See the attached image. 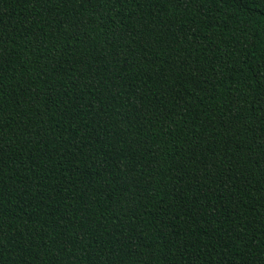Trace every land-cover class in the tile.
<instances>
[{
  "label": "trees",
  "instance_id": "trees-1",
  "mask_svg": "<svg viewBox=\"0 0 264 264\" xmlns=\"http://www.w3.org/2000/svg\"><path fill=\"white\" fill-rule=\"evenodd\" d=\"M0 264H264V0H0Z\"/></svg>",
  "mask_w": 264,
  "mask_h": 264
}]
</instances>
